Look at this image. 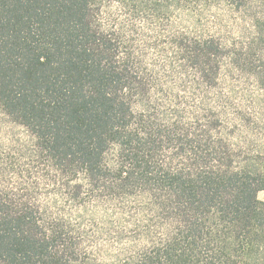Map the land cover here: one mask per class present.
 Listing matches in <instances>:
<instances>
[{
    "label": "trees",
    "instance_id": "trees-1",
    "mask_svg": "<svg viewBox=\"0 0 264 264\" xmlns=\"http://www.w3.org/2000/svg\"><path fill=\"white\" fill-rule=\"evenodd\" d=\"M260 192L264 0H0V264H264Z\"/></svg>",
    "mask_w": 264,
    "mask_h": 264
},
{
    "label": "rangeland",
    "instance_id": "rangeland-1",
    "mask_svg": "<svg viewBox=\"0 0 264 264\" xmlns=\"http://www.w3.org/2000/svg\"><path fill=\"white\" fill-rule=\"evenodd\" d=\"M179 23H180V26H183V27H188L190 26L189 24V21L186 19V18H182L181 20H179ZM258 199L264 201V192H260L258 194Z\"/></svg>",
    "mask_w": 264,
    "mask_h": 264
}]
</instances>
